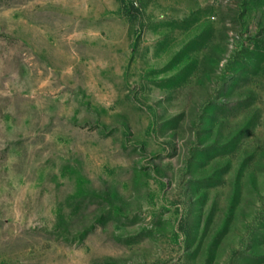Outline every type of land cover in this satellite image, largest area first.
<instances>
[{
    "label": "rangeland",
    "instance_id": "rangeland-1",
    "mask_svg": "<svg viewBox=\"0 0 264 264\" xmlns=\"http://www.w3.org/2000/svg\"><path fill=\"white\" fill-rule=\"evenodd\" d=\"M0 264H264V0H0Z\"/></svg>",
    "mask_w": 264,
    "mask_h": 264
}]
</instances>
